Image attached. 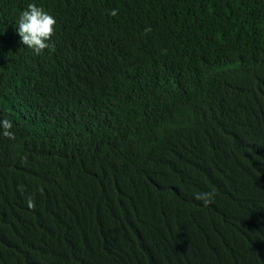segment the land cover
<instances>
[{
  "label": "trees",
  "instance_id": "1",
  "mask_svg": "<svg viewBox=\"0 0 264 264\" xmlns=\"http://www.w3.org/2000/svg\"><path fill=\"white\" fill-rule=\"evenodd\" d=\"M4 119L0 264H264V0H0Z\"/></svg>",
  "mask_w": 264,
  "mask_h": 264
},
{
  "label": "clouds",
  "instance_id": "2",
  "mask_svg": "<svg viewBox=\"0 0 264 264\" xmlns=\"http://www.w3.org/2000/svg\"><path fill=\"white\" fill-rule=\"evenodd\" d=\"M110 15H117V10H112ZM16 25L17 34L21 38L22 45L33 50L36 55H40L45 49H50L54 46L50 41L56 33V18L35 3L28 4L27 8L20 13ZM150 31V27L145 29V33ZM53 103L58 115L62 117L72 116L76 113L74 111L77 107L98 108L97 103L92 102L83 92H77L73 85L60 92L53 99ZM78 116L82 115L78 113ZM12 129L13 122L11 120H0V135L14 139L15 133ZM214 195V192H200L195 194V199L202 201L207 206L213 202ZM27 206L30 209H35L34 198L27 200Z\"/></svg>",
  "mask_w": 264,
  "mask_h": 264
}]
</instances>
